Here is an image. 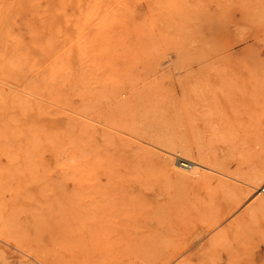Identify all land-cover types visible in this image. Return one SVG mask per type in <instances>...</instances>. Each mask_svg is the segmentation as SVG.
I'll use <instances>...</instances> for the list:
<instances>
[{
  "label": "rangeland",
  "instance_id": "1",
  "mask_svg": "<svg viewBox=\"0 0 264 264\" xmlns=\"http://www.w3.org/2000/svg\"><path fill=\"white\" fill-rule=\"evenodd\" d=\"M263 5L0 0V264H264Z\"/></svg>",
  "mask_w": 264,
  "mask_h": 264
},
{
  "label": "bare ground",
  "instance_id": "2",
  "mask_svg": "<svg viewBox=\"0 0 264 264\" xmlns=\"http://www.w3.org/2000/svg\"><path fill=\"white\" fill-rule=\"evenodd\" d=\"M263 1V0H262ZM262 3V2H261ZM264 6V5H263ZM112 86V85H111ZM129 88V87H128ZM104 91V90H103ZM135 92V91H134ZM97 103H98V101H97ZM99 112V111H98ZM88 126V125H87ZM89 127V126H88ZM261 131V130H260ZM145 132V131H144ZM263 136V135H262ZM229 140V139H228ZM157 141V140H156ZM232 141V140H231ZM158 142V141H157ZM229 147V146H228ZM212 150V149H211ZM239 150V149H238ZM231 154V153H230ZM231 157V156H230ZM237 157V156H236ZM167 160V159H166ZM181 161H183V162H180L179 164L180 165H182V166H188L187 165V163L185 162V160L184 159H181ZM198 164V163H197ZM199 165H201V164H199ZM215 165V164H214ZM202 166H204V165H202ZM204 167H206V166H204ZM252 167V166H251ZM180 168V167H179ZM208 169H211V168H209V167H207ZM212 171V170H211ZM214 172V171H213ZM230 172V171H229ZM192 173V172H191ZM194 173V172H193ZM249 176V175H248ZM233 180V179H232ZM222 183V182H221ZM224 184V183H223ZM222 184V185H223ZM225 188H227V187H225ZM262 190H264V189H262ZM227 191H228V189H227ZM231 191V190H230ZM232 193H233V191H231ZM228 194H229V192H228ZM241 195V194H240ZM176 235V234H175ZM187 264V263H186Z\"/></svg>",
  "mask_w": 264,
  "mask_h": 264
}]
</instances>
